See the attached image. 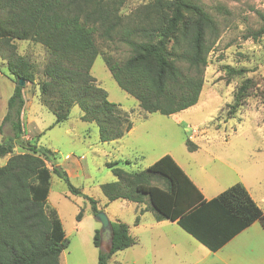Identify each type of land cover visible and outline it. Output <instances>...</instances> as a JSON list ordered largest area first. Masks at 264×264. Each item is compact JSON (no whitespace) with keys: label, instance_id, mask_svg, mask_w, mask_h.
Listing matches in <instances>:
<instances>
[{"label":"trees","instance_id":"trees-1","mask_svg":"<svg viewBox=\"0 0 264 264\" xmlns=\"http://www.w3.org/2000/svg\"><path fill=\"white\" fill-rule=\"evenodd\" d=\"M124 3L0 0V57L6 60V73L15 83L2 122L10 125L13 136L0 139V157L9 156L0 166V264H62L60 255L68 247V238L57 211L47 205L52 175L65 180L73 193L84 195L51 149L23 138L25 86L37 84L39 101L54 113L55 124L67 120L72 107L78 105L81 119L98 125L102 142L122 138L132 129L133 121L92 75L98 55L103 56L118 85L135 97L145 112L171 116L200 100L209 54L222 33L218 18L202 0H152L127 14L122 12ZM258 14L263 24L249 31L247 38H264V12ZM15 40H29L46 49L41 79L36 63L17 52ZM118 44L129 49L124 59L103 50ZM249 71L229 70L230 75L243 79L229 104L228 117L238 113L253 91L264 99V76L247 77ZM19 79L26 85H19ZM188 144L195 148L189 138ZM108 166L117 177L102 185L110 201L122 198L146 205L142 210H153L156 220L177 221L212 251L253 222L259 220L264 225V211L243 183L205 200L170 154L137 171H127L117 162ZM84 196L95 215L104 210L93 197ZM112 226L111 251L102 250L100 264H107L112 254L136 242L127 223L117 220ZM95 244L100 245V230Z\"/></svg>","mask_w":264,"mask_h":264},{"label":"rangeland","instance_id":"rangeland-1","mask_svg":"<svg viewBox=\"0 0 264 264\" xmlns=\"http://www.w3.org/2000/svg\"><path fill=\"white\" fill-rule=\"evenodd\" d=\"M150 1L125 0L122 12L127 14ZM202 3L221 22L222 33L209 54L200 100L175 115L143 111L138 100L115 81L102 55L96 58L91 73L108 92L109 99L130 114L134 125L132 133L121 139L102 142L98 125L83 121L78 105L72 107L67 120L55 124L54 113L39 101L37 84L24 88L30 104L23 110L26 125V138H23L51 149L73 185L84 195L93 197L112 221L127 223L131 235L140 241L112 254L107 264L175 263L169 254L162 257L151 252L146 257L147 247L159 252L162 247L160 230L149 228L155 222L153 210H142L145 206L141 209L122 198L110 201L104 194L102 185L117 180L109 162H117L127 171H137L171 153L202 185L222 188L243 178L264 211V99L253 91L238 113L228 117L229 104L233 103L243 79L230 75L229 70L246 68L251 70L247 77L264 76V38L246 37L249 31L263 24L258 11L264 12V0H202ZM15 44L19 54L29 56L36 63L38 80L41 79L40 71L48 57L46 49L29 40H15ZM118 45L104 46L103 50L124 59L129 49ZM0 70L7 75L6 60L2 57ZM9 92L12 87L0 80V109L5 93ZM188 138L197 148H190ZM8 157H0V166L6 164ZM206 194L209 195L207 190ZM84 195L73 193L65 180L52 175L47 205L57 211L68 238V247L60 255L62 264H100L102 250L111 251L110 243L95 244L96 231L101 230L102 224Z\"/></svg>","mask_w":264,"mask_h":264},{"label":"crops","instance_id":"crops-1","mask_svg":"<svg viewBox=\"0 0 264 264\" xmlns=\"http://www.w3.org/2000/svg\"><path fill=\"white\" fill-rule=\"evenodd\" d=\"M0 80L4 82L6 85L12 87V92L5 93V96L2 99V109H0V139H8L9 137L13 136L12 128L10 127L9 124L2 125V122L8 112L9 98L14 92L15 83L9 76L4 74L1 70H0ZM25 90L26 89H24V97L26 102L24 108L27 107V105L29 106L30 104V100L26 99ZM22 121H23V112H22ZM25 126L26 125L23 121L24 135L26 130ZM133 130H134V125L132 129L128 132V134H131ZM192 146L197 148V145L195 143H193ZM172 157L182 167V165L176 160V158L173 155ZM184 171L188 174V176L192 179V181L203 193L205 200H210L216 197L218 194H220L230 186L236 184L237 182L243 183L250 192V194L252 195V197L254 198L252 192L250 191L249 185L243 178H240V180L232 182L228 185H224L222 186V188H218L212 185H208V186L202 185L195 178H193L185 169ZM206 190L208 191L209 195L206 194ZM139 207H141L142 209V205H139ZM136 224L137 225L140 224V220L139 222H136ZM149 228L151 230H158V229L160 230L159 234L161 235L162 247L160 251L161 253L159 252V250L155 248L151 250L150 248L148 249L147 247L145 251L146 257L147 255H150L151 252L154 255H157L159 253L161 254L162 257L163 255L169 254L172 256V261H175V263L173 264H180L181 262H183V264H264V225L259 220L253 222L250 226L242 230L231 240H229L224 246H222L220 249L216 251L210 250L208 247H206L204 244L198 241L193 235H191L186 230H184L178 224L177 221H171L167 219L158 221L155 218V222L150 223ZM134 238L136 239L134 245L139 244L140 241L137 239V237ZM134 245L130 247H133ZM174 256H178V258ZM184 260H186L185 263ZM166 264H172V262Z\"/></svg>","mask_w":264,"mask_h":264},{"label":"water","instance_id":"water-1","mask_svg":"<svg viewBox=\"0 0 264 264\" xmlns=\"http://www.w3.org/2000/svg\"><path fill=\"white\" fill-rule=\"evenodd\" d=\"M19 85L25 86L26 81L24 79L18 80ZM96 218L101 222L102 228L100 230V243L106 242L107 244L112 242L114 237L112 221L105 211H100L96 214Z\"/></svg>","mask_w":264,"mask_h":264}]
</instances>
